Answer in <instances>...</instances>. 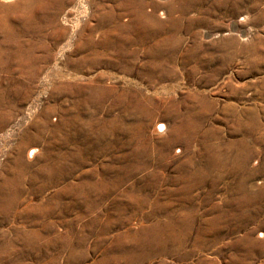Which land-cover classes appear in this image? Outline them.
Returning <instances> with one entry per match:
<instances>
[{
    "label": "rangeland",
    "instance_id": "1",
    "mask_svg": "<svg viewBox=\"0 0 264 264\" xmlns=\"http://www.w3.org/2000/svg\"><path fill=\"white\" fill-rule=\"evenodd\" d=\"M133 263L264 264V0H0V264Z\"/></svg>",
    "mask_w": 264,
    "mask_h": 264
},
{
    "label": "bare ground",
    "instance_id": "2",
    "mask_svg": "<svg viewBox=\"0 0 264 264\" xmlns=\"http://www.w3.org/2000/svg\"><path fill=\"white\" fill-rule=\"evenodd\" d=\"M7 1V0H6ZM13 1V0H12ZM185 1V0H184ZM179 2V1H178ZM183 2V1H182ZM185 3V2H184ZM182 6H183V4H182ZM185 7V6H184ZM28 9V8H27ZM174 9V8H173ZM182 9V8H181ZM25 11V10H24ZM171 11V10H170ZM178 11V10H177ZM186 11V10H185ZM180 16H181V14H180ZM151 17V16H150ZM184 17V16H183ZM234 27V26H233ZM156 31V30H155ZM173 32V31H172ZM171 34V33H170ZM125 35V34H124ZM156 35V34H155ZM176 35V34H175ZM167 36H169V35H167ZM161 37V36H160ZM175 37V36H174ZM162 38V37H161ZM140 39V38H139ZM165 39V38H164ZM169 39V38H168ZM104 40V39H103ZM161 40H163V39H161ZM95 48V47H94ZM127 52V51H126ZM43 57H44V55H43ZM40 59V58H39ZM43 59V58H42ZM45 59V58H44ZM48 59V58H47ZM33 60V59H32ZM30 61V60H29ZM37 64V63H36ZM36 66V65H35ZM34 66V67H35ZM37 69V68H36ZM35 69V70H36ZM24 71V70H23ZM57 74V73H56ZM52 76V75H51ZM56 76V75H55ZM58 79V78H57ZM26 95V94H25ZM93 99V98H92ZM86 100V99H85ZM97 102V101H96ZM160 127H162L163 129H164V127L162 126V125H160ZM78 151V150H77ZM80 154V153H79ZM212 159V158H211ZM219 162V161H218ZM227 163V162H226ZM225 163V164H226ZM228 164V163H227ZM235 164V163H234ZM240 164V163H239ZM244 165V164H243ZM209 166V165H208ZM217 166H219V165H217ZM223 166V165H222ZM235 166V165H234ZM240 166V165H239ZM220 167V166H219ZM224 167V166H223ZM221 168V167H220ZM236 171V170H235ZM202 172V171H201ZM193 176V175H192ZM192 176H190V177H192ZM189 177V178H190ZM195 178V177H194ZM184 180L186 179V178H183ZM187 181V180H186ZM197 181V180H196ZM188 182V181H187ZM190 182V181H189ZM194 182V181H193ZM186 183V182H185ZM192 183V182H191ZM188 184V183H187ZM186 185V184H185ZM191 185V184H190ZM193 185V184H192ZM196 185V184H195ZM188 186H189V184H188ZM183 191H184V189H183ZM4 201H5V199H4ZM157 210V209H156ZM167 213V212H166ZM183 217V216H182ZM244 217V216H243ZM173 218V217H172ZM183 219V218H182ZM113 220V219H112ZM111 220V221H112ZM179 221V220H178ZM114 222V221H113ZM169 222V221H168ZM115 223V222H114ZM171 223H173V222H171ZM155 224V223H154ZM168 224V223H167ZM182 224V223H181ZM171 225V224H170ZM183 225H185V224H183ZM166 226V225H165ZM188 226V225H187ZM191 226V225H190ZM171 227V226H170ZM185 227V226H184ZM156 228H158V227H156ZM189 228V227H188ZM152 229V228H151ZM159 229V228H158ZM160 231V230H159ZM171 231V230H170ZM186 231V230H185ZM204 231V230H203ZM149 232H151L150 230H149ZM155 232V231H154ZM158 232V231H157ZM162 232V231H161ZM167 232H168V230H167ZM174 232V231H173ZM169 233V232H168ZM193 233V232H192ZM156 234V233H155ZM161 234V233H160ZM179 234V233H178ZM153 235V234H152ZM162 235V234H161ZM165 235V234H164ZM181 235V234H180ZM145 236V235H144ZM154 236V235H153ZM160 236V235H159ZM184 236V235H183ZM182 236V237H183ZM170 237H172V235L170 236ZM177 237V236H176ZM181 237V236H180ZM188 238V237H187ZM152 239V238H151ZM167 239V238H166ZM174 239V238H173ZM186 239V238H185ZM146 240V239H145ZM154 240V239H153ZM159 240H161L160 238H159ZM143 241V240H142ZM165 241V240H164ZM167 241V240H166ZM176 241H177V239H176ZM147 242H148V240H147ZM159 242V241H158ZM157 242V243H158ZM163 242V241H162ZM183 242V241H182ZM154 243V242H153ZM175 243V242H174ZM184 243V242H183ZM140 244V243H139ZM148 244V243H147ZM151 244V243H150ZM164 244H165V242H164ZM167 244V243H166ZM145 245V244H144ZM158 245V244H157ZM170 245V244H169ZM139 247V246H138ZM140 247L142 248V246L140 245ZM145 247V246H144ZM147 247V246H146ZM137 248V247H136ZM135 248V249H136ZM148 248V247H147ZM132 249V248H131ZM138 249V248H137ZM149 249H152V248H149ZM159 249V248H158ZM162 249V248H161ZM155 251V250H154ZM132 252V251H131ZM136 252V251H135ZM158 252H161V251H158ZM127 255V254H126ZM128 255H129V253H128ZM122 256V255H121ZM130 256V255H129ZM131 258V257H130ZM122 260H123V258H121ZM120 259V260H121ZM118 260V259H117ZM116 260V261H117ZM128 261V260H127ZM134 262V261H133ZM136 262V261H135ZM138 262V261H137ZM124 263H126V262H124ZM129 263V262H128ZM134 264V263H133Z\"/></svg>",
    "mask_w": 264,
    "mask_h": 264
}]
</instances>
